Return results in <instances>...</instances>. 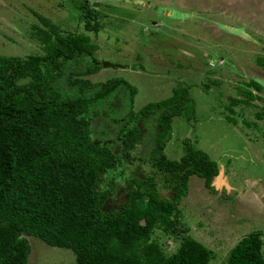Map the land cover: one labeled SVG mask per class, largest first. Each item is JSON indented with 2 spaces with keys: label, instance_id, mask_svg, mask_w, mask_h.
I'll use <instances>...</instances> for the list:
<instances>
[{
  "label": "trees",
  "instance_id": "16d2710c",
  "mask_svg": "<svg viewBox=\"0 0 264 264\" xmlns=\"http://www.w3.org/2000/svg\"><path fill=\"white\" fill-rule=\"evenodd\" d=\"M80 7L83 29L97 34V13L83 2ZM33 15L40 26L31 24L28 38L41 52L24 58L0 55V264H27V237L69 250L75 264H208L212 252L191 237H180L170 255L150 239L155 229L186 233L175 226L189 178L202 179L211 189L218 174L216 162L188 139L183 140L184 153L177 160L163 153L172 119L189 120L193 114L189 86L177 83L168 97L137 111L133 110L136 89L122 78L97 84L73 78L67 83L70 90H61L58 82L82 59L90 58V63L72 72L73 77L99 71L103 64L94 58L97 46L83 33H64L48 19ZM245 86L238 88L242 97L231 98V105L249 106L259 99L253 91L259 92L260 84L250 80ZM118 91L127 106L110 119L118 126L115 139L93 140L89 123L96 108ZM147 122L154 131L148 176L130 180L122 204L106 212L104 203L111 191L100 188V174L120 161H131L142 137L140 124ZM110 144L118 146L121 155ZM155 179L171 192L170 199L159 196ZM260 236L252 232L241 238L225 264H264Z\"/></svg>",
  "mask_w": 264,
  "mask_h": 264
},
{
  "label": "rangeland",
  "instance_id": "374dc122",
  "mask_svg": "<svg viewBox=\"0 0 264 264\" xmlns=\"http://www.w3.org/2000/svg\"><path fill=\"white\" fill-rule=\"evenodd\" d=\"M82 2L97 13V34L83 29ZM33 13L64 33L87 35L97 46L94 58L103 64L99 71L73 77L72 72L90 63L84 58L58 82L61 90L69 91L67 83L73 78L91 84L122 78L136 89L137 111L168 97L177 83L189 86L193 114L189 120L172 119L163 153L177 160L188 139L216 162L218 175L211 180V189L202 179L189 178L175 226L186 233L153 231L150 239L164 255L174 253L180 237L188 236L212 252L208 264H225L230 249L249 233L259 232L264 242V0H0V55L24 58L41 52L28 38L30 25H39ZM250 80L261 86L259 92L253 91L259 99L249 106L231 105V98L242 97L238 88ZM126 106L118 91L96 108L89 123L91 138L115 139L118 126L110 119ZM142 124L131 161H120L100 174V188L111 191L107 209L121 205L130 180L148 176L154 131L151 122ZM109 147L121 155L118 146ZM155 182L159 196L170 199L171 192ZM27 240V264H75L69 250L49 247L34 237Z\"/></svg>",
  "mask_w": 264,
  "mask_h": 264
},
{
  "label": "flooded vegetation",
  "instance_id": "af4514ba",
  "mask_svg": "<svg viewBox=\"0 0 264 264\" xmlns=\"http://www.w3.org/2000/svg\"><path fill=\"white\" fill-rule=\"evenodd\" d=\"M107 201H108V197H107V199H106V202H107ZM106 202L104 203V209H105L106 212H110V211L115 210V209H107ZM121 204H122V203H121Z\"/></svg>",
  "mask_w": 264,
  "mask_h": 264
},
{
  "label": "water",
  "instance_id": "95a60500",
  "mask_svg": "<svg viewBox=\"0 0 264 264\" xmlns=\"http://www.w3.org/2000/svg\"><path fill=\"white\" fill-rule=\"evenodd\" d=\"M218 175V174H217Z\"/></svg>",
  "mask_w": 264,
  "mask_h": 264
}]
</instances>
